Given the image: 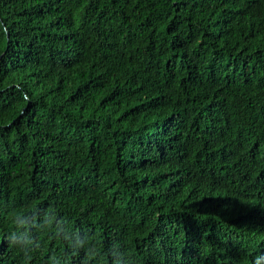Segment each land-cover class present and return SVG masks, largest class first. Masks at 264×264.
I'll return each mask as SVG.
<instances>
[{"label": "trees", "instance_id": "obj_1", "mask_svg": "<svg viewBox=\"0 0 264 264\" xmlns=\"http://www.w3.org/2000/svg\"><path fill=\"white\" fill-rule=\"evenodd\" d=\"M0 264H264V0H0Z\"/></svg>", "mask_w": 264, "mask_h": 264}]
</instances>
